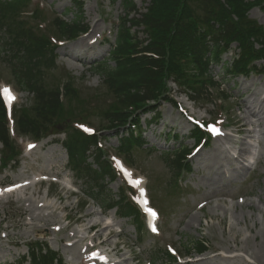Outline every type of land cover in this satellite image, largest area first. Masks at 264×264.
<instances>
[{
	"label": "rangeland",
	"instance_id": "obj_1",
	"mask_svg": "<svg viewBox=\"0 0 264 264\" xmlns=\"http://www.w3.org/2000/svg\"><path fill=\"white\" fill-rule=\"evenodd\" d=\"M42 1L45 15L50 18L63 16L68 22L81 18L84 25L95 30L90 35L95 38L101 36V33L110 32L108 41L103 46H81V39H78L58 48L53 70L45 74L44 78L46 83L53 84L62 76L60 66L77 79L76 86L81 90L83 99H96L99 106L105 105L101 79L91 69L95 62L107 57L109 47L114 42L117 20L122 17L123 12L120 0ZM76 2L82 6L81 9H78ZM135 3L137 10L143 12L148 0H137ZM27 9H30L29 6L22 11ZM248 15L264 27V2L250 10ZM133 31L132 29L130 32L136 36L137 33L134 34ZM137 37L144 39L141 33ZM7 49L5 34L0 30V87L10 82L15 84L12 73L14 60ZM232 58L231 53L223 55L220 65L212 66L211 74L215 80L222 78L221 67L224 62L229 64ZM170 88L172 96L190 115L206 122L218 117L219 106L204 101L194 103L186 94L180 93L173 83H170ZM223 89L229 97L224 101L228 124L256 121L252 125L254 130L238 136L232 132L227 140L210 142L190 161L191 172L178 179L180 185L169 186L171 171L161 157L163 152L179 149L181 145L190 149L194 145L193 140L187 137L191 127L186 125L176 107L167 103H160V118L156 123L151 122L150 114L142 116L138 131L145 141L142 148L149 149L150 152L132 149L130 159L134 168L140 172L136 171V174L148 179L153 204L162 212L159 238L150 237L146 232L138 238L133 226L127 224L126 220L117 219L114 209L105 211L106 207L83 195L82 191H93L100 197L114 201L119 190L118 180L109 183L105 179L103 187L93 185L89 189L91 181L86 178L85 173H80L77 177V174L68 171L66 151L61 145L64 134L61 133L62 130H57L54 136H45L40 140L28 158L21 154L18 164H10L0 171V185L22 180L33 182L35 175L42 174L57 177L62 182L49 186L40 183L21 192V195L19 193L0 200V264H19L20 257L27 254L26 245L33 246L32 242L35 241L46 243L51 251L62 258L63 264H77L78 248L84 243L79 242L81 244L71 248L63 246L71 241L70 232L74 233L79 227L91 225L96 227L87 236L97 237L98 242H103V247L107 249L116 248L121 258L127 262L167 264L162 257L165 245L171 244L179 254H183L184 247L189 243L191 245L202 240L209 248L202 255L206 256L203 264H264V251L257 256L253 254L264 239V73L224 82ZM17 95L18 101L14 108L16 112L21 107L31 105L32 95L24 91ZM215 96L216 91L212 90L210 98ZM247 110L255 111L256 117L250 119L246 115ZM99 113L97 110V113H91L89 119L81 121L90 122L91 127L97 131L101 129L97 123ZM149 121L150 125L147 123ZM232 130H236V126ZM102 134L103 150L110 155L117 153L116 134L112 131ZM166 136L169 138L165 144ZM48 139L51 140L48 142ZM25 143L26 140L23 139L20 147ZM236 150L240 155L239 161L236 160ZM252 158L256 159L257 164L252 166L253 170L248 175L244 172V164ZM88 162L91 163L90 158ZM223 195L233 196L234 200L243 196L246 200L244 205L235 201L230 209L221 201L206 206L201 212L195 209L198 203ZM17 197L22 198L18 200ZM26 200H33L34 207H29L30 202ZM41 201L51 204L54 209L37 207ZM29 208L32 213L27 214L26 209ZM31 216L36 219L33 221L34 228L28 225L31 223ZM65 216L71 223L64 221ZM45 220L49 222L46 224ZM55 225H60L63 230L56 233L53 231ZM2 232L7 235L6 238H2ZM82 236L85 234L80 232L79 237ZM196 256L194 253L189 255L191 259Z\"/></svg>",
	"mask_w": 264,
	"mask_h": 264
},
{
	"label": "trees",
	"instance_id": "obj_2",
	"mask_svg": "<svg viewBox=\"0 0 264 264\" xmlns=\"http://www.w3.org/2000/svg\"><path fill=\"white\" fill-rule=\"evenodd\" d=\"M133 1L124 0L127 14L122 18L109 58L97 63L92 70L102 78L107 94L113 98L100 118V123H107L111 129L124 125L131 116L130 110H140L147 102L158 101L167 90L169 79L197 95L205 84L213 86L210 66L219 63V55L233 42L237 43L240 55L232 73L243 72L251 61L264 57L263 31L246 15L255 4L242 0H150L139 19H128L130 12H137ZM17 3L20 2L0 0V30L5 34L15 62L14 78L18 86L33 95V105L17 114L15 124L20 134L39 138L52 127L63 126L68 119L82 117L86 100L67 74L53 84L44 81L45 74L54 67V50L47 39L36 36L30 27L15 19V12L21 7V3ZM54 27L60 36L66 37L80 29L79 23L69 24L58 19ZM133 27H142L146 38L139 41L131 35ZM255 44L260 46L259 51L254 48ZM61 95H64L65 104L60 102ZM76 107L80 108L78 112ZM7 136L5 112L0 101V142L8 153L3 163L16 156ZM65 136L64 146L71 164L82 165L88 150L92 146L96 149L95 138L68 130ZM119 144L120 152L126 154L142 142L140 137L130 136L119 139ZM95 157L99 170L90 169L93 180L110 174L109 166L100 160L101 152H96ZM179 161L180 156L172 161L178 164V171L184 169ZM117 207L122 216H132L122 199ZM193 248L200 252L203 245L197 242ZM31 260L33 264H51L52 261L38 252H32Z\"/></svg>",
	"mask_w": 264,
	"mask_h": 264
},
{
	"label": "bare ground",
	"instance_id": "obj_3",
	"mask_svg": "<svg viewBox=\"0 0 264 264\" xmlns=\"http://www.w3.org/2000/svg\"><path fill=\"white\" fill-rule=\"evenodd\" d=\"M84 41H85V39L84 40H81V42H82V45L81 46H83V45H85L86 47H89V46H87L86 44H84ZM246 115H248L249 116V118L251 119V118H255L256 117V113H255V111H251V110H247L246 111ZM256 124V121L254 122H245V123H242L241 121H239V122H237V125H238V127H237V133L238 134H240V135H244L245 133H249L250 131H253L254 129H252V125H255ZM51 139H48L47 141L49 142ZM32 203H34L33 201H31V204ZM32 207V206H31ZM33 208V207H32ZM30 211H31V209H30ZM27 212H29V209L27 210ZM43 222V221H42ZM254 224H255V222H254ZM45 225V224H44ZM262 251H264V239H262L261 240V243H260V246L259 247H256L255 249H254V252H253V254L255 255V256H257L258 254H260ZM201 261V260H200ZM202 262H205V260L204 261H201V263L200 264H203ZM199 262L197 261V262H195V263H192V264H198Z\"/></svg>",
	"mask_w": 264,
	"mask_h": 264
},
{
	"label": "snow or ice",
	"instance_id": "obj_4",
	"mask_svg": "<svg viewBox=\"0 0 264 264\" xmlns=\"http://www.w3.org/2000/svg\"><path fill=\"white\" fill-rule=\"evenodd\" d=\"M2 91H3L4 98H5L6 100H8V102H9V104H10L11 101L15 99V97H13V96L11 95V92H10V90H9L8 88H4ZM189 119H191V117H189ZM84 131H86V132H91V129L85 128ZM208 131H209L211 134H213V135H218V134H219V133H218V129H217L216 127H214V126L209 127ZM199 151H200V149L197 148V149H196V152H199ZM194 154H195V153H194ZM137 183H139V182H137ZM12 190H13V189H7V191H12ZM153 215H155V213H153ZM153 230L155 231V229H153ZM170 251H171V249H170ZM173 255H175L174 252H173Z\"/></svg>",
	"mask_w": 264,
	"mask_h": 264
}]
</instances>
